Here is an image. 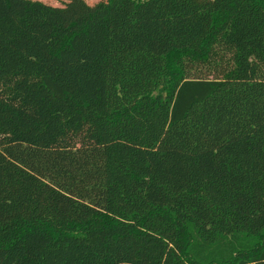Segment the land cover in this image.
<instances>
[{"label": "trees", "instance_id": "16d2710c", "mask_svg": "<svg viewBox=\"0 0 264 264\" xmlns=\"http://www.w3.org/2000/svg\"><path fill=\"white\" fill-rule=\"evenodd\" d=\"M0 0V264H264V0Z\"/></svg>", "mask_w": 264, "mask_h": 264}, {"label": "rangeland", "instance_id": "374dc122", "mask_svg": "<svg viewBox=\"0 0 264 264\" xmlns=\"http://www.w3.org/2000/svg\"><path fill=\"white\" fill-rule=\"evenodd\" d=\"M41 1H43V2H45V3H51V4H58V1H59V3L60 4H62L61 2V0H41Z\"/></svg>", "mask_w": 264, "mask_h": 264}, {"label": "crops", "instance_id": "0c3cea01", "mask_svg": "<svg viewBox=\"0 0 264 264\" xmlns=\"http://www.w3.org/2000/svg\"><path fill=\"white\" fill-rule=\"evenodd\" d=\"M90 4L98 3L100 0H86Z\"/></svg>", "mask_w": 264, "mask_h": 264}]
</instances>
